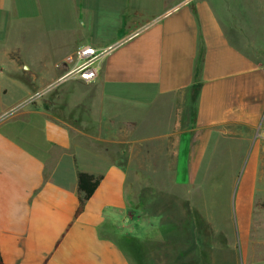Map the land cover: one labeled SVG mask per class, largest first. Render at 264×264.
Wrapping results in <instances>:
<instances>
[{"label": "crops", "instance_id": "obj_1", "mask_svg": "<svg viewBox=\"0 0 264 264\" xmlns=\"http://www.w3.org/2000/svg\"><path fill=\"white\" fill-rule=\"evenodd\" d=\"M83 1L69 0L70 11L78 27L99 29V46L74 44L110 51L94 82L63 77L62 117L30 104L29 86L12 79V97L0 79V264H138L134 241L148 247L145 264H163L149 243L163 233L150 224L160 214L142 197L135 205L131 173L184 162L182 171H203L213 155L241 156L243 260L264 264V66L249 46L259 22L242 19L251 30L240 34L229 17L236 0ZM39 2L48 3L0 0L16 44L34 43L22 28L47 27V15L34 24ZM81 172L103 179L75 218Z\"/></svg>", "mask_w": 264, "mask_h": 264}, {"label": "rangeland", "instance_id": "obj_2", "mask_svg": "<svg viewBox=\"0 0 264 264\" xmlns=\"http://www.w3.org/2000/svg\"><path fill=\"white\" fill-rule=\"evenodd\" d=\"M95 1L84 0L83 4L94 8L98 5ZM47 2L37 3L35 9L36 19L48 16L47 27L22 28L18 31L22 37L31 34V42L34 43L29 41L31 44H16L13 37L19 35L15 33L17 29L10 28L7 22L0 23V45L5 47L3 58L0 59V79L8 88L14 84L12 79L29 86L32 93L37 94L29 99L30 104L60 118L64 111L62 74L75 67L76 51L84 45H75L74 42L80 39L99 46V42L96 43L99 29L78 27L74 22L77 20L76 15L70 11L69 0ZM236 2L239 4L231 6L229 17L240 34L241 29L247 33L251 30L241 24L242 19L253 20L256 24L259 22V26L254 29L257 33L254 34L257 37L255 43L252 42L249 46L264 66V0H249L246 6L249 12L245 17L241 13L244 2ZM65 14L70 15L68 21L74 26L73 34L68 32L69 24L63 17ZM7 17L10 18V15L7 14ZM42 23L41 19L34 22L37 26ZM241 46L246 47L244 43ZM44 47L48 49L44 54L48 55L47 60L41 59L43 53L40 51ZM34 52L39 56L37 61L30 60ZM55 63L56 66L53 67L47 65ZM79 65H84V62ZM47 67L54 68L56 73L55 70L48 71ZM10 90L12 97L16 96L15 86ZM11 99L6 98L9 101ZM176 159L185 161L188 157ZM208 160L212 163L204 164L203 171H182L180 169L187 167L184 162L173 165L175 171H170L167 165L165 172L131 173L130 179L135 185V205L139 204L138 197H142L146 199L145 206H148L147 211L150 214H160L159 221L151 218L150 224L162 228L163 233L159 232L158 237L149 243L150 252L156 258V251H159L163 264H177L178 261L181 264H246L241 247V156L213 155ZM157 246L160 250H157ZM179 247L181 250H178ZM147 249L146 245L143 250L147 252ZM257 258H261V255Z\"/></svg>", "mask_w": 264, "mask_h": 264}, {"label": "built area", "instance_id": "obj_3", "mask_svg": "<svg viewBox=\"0 0 264 264\" xmlns=\"http://www.w3.org/2000/svg\"><path fill=\"white\" fill-rule=\"evenodd\" d=\"M109 49L99 50L98 48L90 45L80 46L76 53V65L69 70L64 76V79L68 77L77 76V79L84 83H92L99 77L100 61L103 54H106ZM84 62V65H79L80 62Z\"/></svg>", "mask_w": 264, "mask_h": 264}, {"label": "trees", "instance_id": "obj_4", "mask_svg": "<svg viewBox=\"0 0 264 264\" xmlns=\"http://www.w3.org/2000/svg\"><path fill=\"white\" fill-rule=\"evenodd\" d=\"M193 11L196 14L194 8ZM202 58L203 56L201 55L200 62H202ZM102 179V177H95L87 173H79L78 190L81 195L79 198V206L75 213V218H78L84 212L86 203L93 196V194L99 187ZM129 244L133 248L131 252H133L134 258L137 259L138 264H145L146 251H144L140 244H138L136 241ZM1 264H3L2 261Z\"/></svg>", "mask_w": 264, "mask_h": 264}, {"label": "water", "instance_id": "obj_5", "mask_svg": "<svg viewBox=\"0 0 264 264\" xmlns=\"http://www.w3.org/2000/svg\"><path fill=\"white\" fill-rule=\"evenodd\" d=\"M25 69L27 70L28 68H27V67H25Z\"/></svg>", "mask_w": 264, "mask_h": 264}]
</instances>
